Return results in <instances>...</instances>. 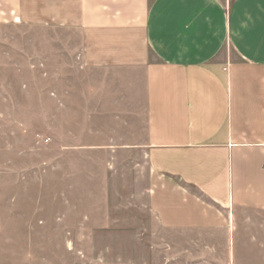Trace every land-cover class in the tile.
Here are the masks:
<instances>
[{
    "label": "crops",
    "instance_id": "0c3cea01",
    "mask_svg": "<svg viewBox=\"0 0 264 264\" xmlns=\"http://www.w3.org/2000/svg\"><path fill=\"white\" fill-rule=\"evenodd\" d=\"M35 67L54 179L86 205L69 223L142 229L165 264H264V0H0L4 101Z\"/></svg>",
    "mask_w": 264,
    "mask_h": 264
},
{
    "label": "rangeland",
    "instance_id": "374dc122",
    "mask_svg": "<svg viewBox=\"0 0 264 264\" xmlns=\"http://www.w3.org/2000/svg\"><path fill=\"white\" fill-rule=\"evenodd\" d=\"M41 75L31 68L26 110L19 117L8 114L23 108L22 102L4 101L7 90L0 86V264H165L149 238L135 236L142 229L83 227L80 214L69 223L66 214L79 209L83 198L60 195L67 182L54 179L52 113L48 120L39 114L40 94L53 86L39 85ZM128 207L132 201L119 210Z\"/></svg>",
    "mask_w": 264,
    "mask_h": 264
}]
</instances>
